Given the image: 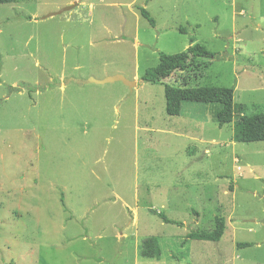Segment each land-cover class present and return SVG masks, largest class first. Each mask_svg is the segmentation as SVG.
Here are the masks:
<instances>
[{
  "label": "rangeland",
  "instance_id": "obj_1",
  "mask_svg": "<svg viewBox=\"0 0 264 264\" xmlns=\"http://www.w3.org/2000/svg\"><path fill=\"white\" fill-rule=\"evenodd\" d=\"M191 37L216 57L188 86L235 87L223 127L142 79ZM117 74L137 84L85 82ZM242 112H264V0L0 4V264H264V141L234 140ZM217 215L220 241L187 239Z\"/></svg>",
  "mask_w": 264,
  "mask_h": 264
},
{
  "label": "trees",
  "instance_id": "obj_2",
  "mask_svg": "<svg viewBox=\"0 0 264 264\" xmlns=\"http://www.w3.org/2000/svg\"><path fill=\"white\" fill-rule=\"evenodd\" d=\"M21 1L25 0H0V4ZM140 12L151 25L156 26V20L145 7H140ZM181 30L185 31L184 28H181ZM215 57V52L211 51L204 43L196 42L195 38L191 37V46L187 50L174 54L161 52L159 63L145 70L142 79L150 83H164L167 114L171 116L181 115L184 102H202L215 107L214 120L220 127H223L236 119L235 113L238 104L235 101V87L188 86V82L192 77H202L204 71L214 63ZM177 73L184 76V86H175L165 82L171 76L179 77ZM240 108L243 110L244 107L240 106ZM233 138L238 142L264 141V112L251 115L242 112L237 120V128ZM157 214L165 222L176 223L169 219L164 212L157 211ZM226 226V218L217 215L213 230H193L187 234V239L218 242L222 239ZM250 245L251 243L246 242L238 243L239 247ZM162 253L158 237L148 236L143 239L140 247L142 257L160 260Z\"/></svg>",
  "mask_w": 264,
  "mask_h": 264
},
{
  "label": "water",
  "instance_id": "obj_3",
  "mask_svg": "<svg viewBox=\"0 0 264 264\" xmlns=\"http://www.w3.org/2000/svg\"><path fill=\"white\" fill-rule=\"evenodd\" d=\"M72 6H67L63 9H61V11H59L60 13L65 11V10H68V9H71ZM123 81L125 84H127L131 89L137 84L136 81H133V80H130L128 78H126L124 75L122 74H117V75H114V76H110L106 79H103V80H98V79H95V78H90L88 79L87 81L85 82H96V83H106V82H113V81Z\"/></svg>",
  "mask_w": 264,
  "mask_h": 264
}]
</instances>
